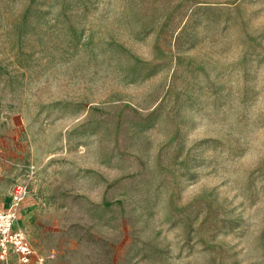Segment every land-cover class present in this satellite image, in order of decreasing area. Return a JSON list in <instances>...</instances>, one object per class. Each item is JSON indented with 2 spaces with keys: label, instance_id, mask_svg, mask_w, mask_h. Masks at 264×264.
Listing matches in <instances>:
<instances>
[{
  "label": "rangeland",
  "instance_id": "1",
  "mask_svg": "<svg viewBox=\"0 0 264 264\" xmlns=\"http://www.w3.org/2000/svg\"><path fill=\"white\" fill-rule=\"evenodd\" d=\"M17 183L44 264H264V0H0Z\"/></svg>",
  "mask_w": 264,
  "mask_h": 264
},
{
  "label": "built area",
  "instance_id": "2",
  "mask_svg": "<svg viewBox=\"0 0 264 264\" xmlns=\"http://www.w3.org/2000/svg\"><path fill=\"white\" fill-rule=\"evenodd\" d=\"M27 197V187L17 183L12 187L10 204L7 207H0V261L14 255L20 264L45 263V257L33 246L25 229L17 225L22 205Z\"/></svg>",
  "mask_w": 264,
  "mask_h": 264
},
{
  "label": "crops",
  "instance_id": "3",
  "mask_svg": "<svg viewBox=\"0 0 264 264\" xmlns=\"http://www.w3.org/2000/svg\"><path fill=\"white\" fill-rule=\"evenodd\" d=\"M10 202H11V199H10ZM10 202H9V204H10ZM9 204H8V205H9ZM8 205H7V206H8Z\"/></svg>",
  "mask_w": 264,
  "mask_h": 264
}]
</instances>
